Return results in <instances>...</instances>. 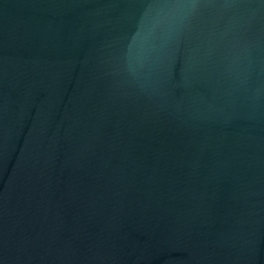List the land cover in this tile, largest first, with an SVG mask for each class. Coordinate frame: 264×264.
Instances as JSON below:
<instances>
[{"label": "water", "instance_id": "1", "mask_svg": "<svg viewBox=\"0 0 264 264\" xmlns=\"http://www.w3.org/2000/svg\"><path fill=\"white\" fill-rule=\"evenodd\" d=\"M0 264H264V0H0Z\"/></svg>", "mask_w": 264, "mask_h": 264}]
</instances>
